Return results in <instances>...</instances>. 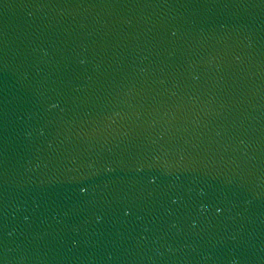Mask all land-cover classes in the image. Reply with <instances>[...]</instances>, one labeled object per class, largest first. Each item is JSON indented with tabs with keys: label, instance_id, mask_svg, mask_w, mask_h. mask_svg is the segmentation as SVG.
<instances>
[{
	"label": "water",
	"instance_id": "water-1",
	"mask_svg": "<svg viewBox=\"0 0 264 264\" xmlns=\"http://www.w3.org/2000/svg\"><path fill=\"white\" fill-rule=\"evenodd\" d=\"M0 264H264V0H0Z\"/></svg>",
	"mask_w": 264,
	"mask_h": 264
},
{
	"label": "snow or ice",
	"instance_id": "snow-or-ice-1",
	"mask_svg": "<svg viewBox=\"0 0 264 264\" xmlns=\"http://www.w3.org/2000/svg\"><path fill=\"white\" fill-rule=\"evenodd\" d=\"M81 191L83 192V191H86V189H84V188H81Z\"/></svg>",
	"mask_w": 264,
	"mask_h": 264
}]
</instances>
